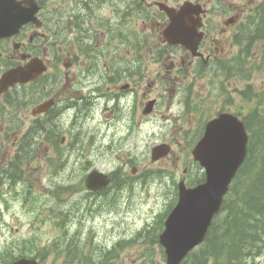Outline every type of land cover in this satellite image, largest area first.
<instances>
[{
    "label": "flooded vegetation",
    "instance_id": "flooded-vegetation-1",
    "mask_svg": "<svg viewBox=\"0 0 264 264\" xmlns=\"http://www.w3.org/2000/svg\"><path fill=\"white\" fill-rule=\"evenodd\" d=\"M249 61L252 75L264 67V0H0V185L40 126L86 112L138 127L163 105L191 140L221 113L242 119L228 107L252 88L257 109L264 89H239ZM10 74L21 80L6 88Z\"/></svg>",
    "mask_w": 264,
    "mask_h": 264
},
{
    "label": "rangeland",
    "instance_id": "rangeland-1",
    "mask_svg": "<svg viewBox=\"0 0 264 264\" xmlns=\"http://www.w3.org/2000/svg\"><path fill=\"white\" fill-rule=\"evenodd\" d=\"M262 80L263 73H255L239 89L249 84L257 89ZM219 87L210 85L213 98ZM252 93L251 88L253 103ZM234 104L228 108L241 115L253 107L236 98ZM158 111L135 127L127 119L118 121L120 114L97 109L36 136L14 181L0 185V264L20 258L41 264H165L158 238L176 203L177 184L183 179L192 185L203 174L192 161L195 138L186 135L184 121L170 118L163 105ZM171 111L175 115L177 108ZM263 113L261 106L255 110L253 129L264 122ZM22 115L16 113L25 118L26 112ZM161 143L170 144L172 153L152 164L151 150ZM92 170L110 174V189L85 190L84 178ZM254 262L264 264V244Z\"/></svg>",
    "mask_w": 264,
    "mask_h": 264
},
{
    "label": "water",
    "instance_id": "water-1",
    "mask_svg": "<svg viewBox=\"0 0 264 264\" xmlns=\"http://www.w3.org/2000/svg\"><path fill=\"white\" fill-rule=\"evenodd\" d=\"M6 77V83L13 82ZM152 103L146 108L149 113ZM248 136L242 122L222 115L206 125L203 138L195 146L193 159L205 170L204 183L187 189L178 185V201L164 223L159 243L164 248L166 264H180L205 238L213 216L218 213L232 179L245 160ZM167 145L153 148L151 162L169 153ZM107 175L92 171L85 178L88 191L98 192L107 187ZM12 264H39L33 259H19Z\"/></svg>",
    "mask_w": 264,
    "mask_h": 264
},
{
    "label": "trees",
    "instance_id": "trees-1",
    "mask_svg": "<svg viewBox=\"0 0 264 264\" xmlns=\"http://www.w3.org/2000/svg\"><path fill=\"white\" fill-rule=\"evenodd\" d=\"M245 97L249 99V94ZM253 122L249 120L247 124L251 133L247 158L221 209L226 217L212 223L204 244L182 264H208L209 260L211 264H253L261 251L264 242V122L254 124L255 129L250 125ZM38 130L34 134H42Z\"/></svg>",
    "mask_w": 264,
    "mask_h": 264
}]
</instances>
